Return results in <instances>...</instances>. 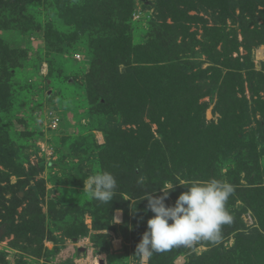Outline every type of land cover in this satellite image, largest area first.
I'll list each match as a JSON object with an SVG mask.
<instances>
[{
  "label": "rangeland",
  "instance_id": "rangeland-1",
  "mask_svg": "<svg viewBox=\"0 0 264 264\" xmlns=\"http://www.w3.org/2000/svg\"><path fill=\"white\" fill-rule=\"evenodd\" d=\"M190 1L0 0V264H264V4ZM149 76L185 86L154 116L131 111Z\"/></svg>",
  "mask_w": 264,
  "mask_h": 264
},
{
  "label": "trees",
  "instance_id": "trees-1",
  "mask_svg": "<svg viewBox=\"0 0 264 264\" xmlns=\"http://www.w3.org/2000/svg\"><path fill=\"white\" fill-rule=\"evenodd\" d=\"M199 1L202 5H204L207 8H214L218 3V0H197ZM258 2L259 4H264V0H250L248 2L249 7L255 6V2ZM187 11H194L196 9L193 0L190 1L189 5L186 7ZM185 23H189L190 20H192V17H189L187 14L185 15ZM174 82V81H173ZM97 88H101L98 83V81L95 80ZM173 84V85H172ZM169 84L171 85V90H164V87H160L161 83L157 80L155 77L149 76L146 80L145 86L141 87V91L135 93V99H134V104L132 107V112H135L138 108L143 107L147 108L149 110V115L154 116L150 107L154 105L155 100L158 98L157 96H160L159 98L164 100L165 96H167V93L170 92L171 95L169 98H173L175 95L182 94L184 92L185 86H183L181 81H175L174 83ZM175 85V86H174ZM160 94V95H159ZM94 95V94H93ZM172 103V102H170ZM173 105V103H172ZM127 105H123V107H126ZM122 107V106H121ZM177 106L174 105L173 108H176ZM131 113V112H130ZM187 117L188 119L185 120L187 121L186 124L182 126H188V132L191 134L193 131V135L195 134H204L207 135L213 128L206 126L203 121L202 123H199V119L197 121V118H199V114L201 115L203 113V108L202 106L198 105L197 103L194 105L193 103L190 104V106L187 107L186 110ZM193 114V116H191ZM152 123L156 124L159 128V134L161 136V141L155 140L153 135L150 133L149 136L146 138L145 143L140 142L138 145L140 148H142V153L144 154V157L146 154L151 155L154 153L155 159H151L150 161H156L154 165H151L153 171H151V176L152 178L155 177H160L163 180V184H174L175 181L179 179L181 175V172L183 170L184 164L183 163V155H182V148H183V143L179 144L176 143L175 139H178L180 135L176 133L175 131L170 135L167 131L163 130V126H161V123H159L158 119L156 117L151 118ZM173 121L172 115L168 113L166 115V123L170 126ZM264 123V117H263V122ZM222 125V124H220ZM219 125V126H220ZM143 127H148L146 125H143ZM179 128L182 129L180 125H178ZM218 126L215 127L217 129ZM174 128V125L172 126ZM183 130V129H182ZM262 131L263 137L262 141L264 142V128ZM260 133V132H259ZM193 136H189L188 138L192 139ZM151 143L153 146L152 151L148 150V144ZM142 145V146H141ZM141 154H139V159H141ZM149 167V166H148ZM149 169V168H148ZM230 176V174H229ZM232 185L234 186H239V178L238 180L231 181ZM219 183V182H218ZM237 189V188H235ZM242 189V188H238ZM251 189V190H249ZM249 190V191H248ZM248 191V194H260L262 191L259 189L257 190H252V188H245L243 190H239L238 192H245ZM185 195V194H184ZM182 201H184V196L182 197Z\"/></svg>",
  "mask_w": 264,
  "mask_h": 264
}]
</instances>
